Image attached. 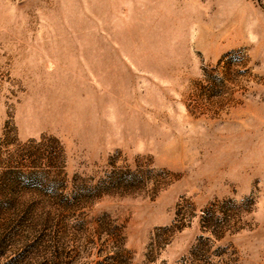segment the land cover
Returning <instances> with one entry per match:
<instances>
[{
	"label": "rangeland",
	"instance_id": "374dc122",
	"mask_svg": "<svg viewBox=\"0 0 264 264\" xmlns=\"http://www.w3.org/2000/svg\"><path fill=\"white\" fill-rule=\"evenodd\" d=\"M0 264H264V0H0Z\"/></svg>",
	"mask_w": 264,
	"mask_h": 264
}]
</instances>
